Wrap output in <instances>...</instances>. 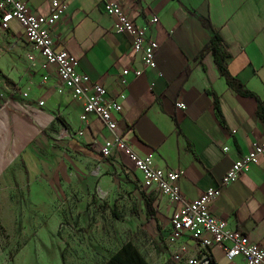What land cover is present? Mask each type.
Listing matches in <instances>:
<instances>
[{"label": "crops", "instance_id": "0c3cea01", "mask_svg": "<svg viewBox=\"0 0 264 264\" xmlns=\"http://www.w3.org/2000/svg\"><path fill=\"white\" fill-rule=\"evenodd\" d=\"M51 1L24 0L38 15L50 12ZM59 1L65 10L51 28L53 48L72 55L76 71L101 84L121 105L114 115L117 134L138 156H152L157 167L178 173L183 201L217 187L210 214L264 247V156L235 181L220 186L231 163L251 143L264 140V122L257 115L258 105L264 107V0H116L121 12L136 26L146 27L145 37L156 42L153 69L142 66L129 37L112 31L113 19L99 0ZM151 16L157 22L148 25ZM206 20L230 56L229 75L252 96L233 92L213 66L207 76L202 71L196 56L210 36ZM122 70L127 74L121 76ZM133 70L140 75L134 77ZM81 103L60 86L54 68L43 65L16 21L0 30V234L24 242L8 263L107 264L130 242L108 251L93 233L100 231V223L91 224L82 236L76 234L78 222L67 211L71 203L76 215L86 208L105 206L110 213L114 207L116 214L122 209L124 217L115 221L125 230H137L146 241L145 246L130 242L145 264H185L171 258L165 243L175 206L141 187L140 173L120 153L100 155L109 134L95 115L81 121ZM175 103H182L184 110ZM147 197L155 199L150 220L145 218ZM26 208L27 216L21 213ZM30 232L40 243L21 259ZM82 237L85 244L77 246ZM178 242L185 245L187 256L196 255L186 235ZM207 252L213 264H244L241 257L227 260L219 246ZM5 256L7 250H0V257ZM128 261L135 264L134 258Z\"/></svg>", "mask_w": 264, "mask_h": 264}, {"label": "built area", "instance_id": "2783aa9c", "mask_svg": "<svg viewBox=\"0 0 264 264\" xmlns=\"http://www.w3.org/2000/svg\"><path fill=\"white\" fill-rule=\"evenodd\" d=\"M99 2L104 13L113 19L112 31L129 37L131 49L139 54L142 66L153 69L154 53L158 46L155 41L145 37L146 27H138L128 19L116 0ZM64 10L65 4L59 0L50 2V12L47 15L31 12L24 0H0V30H7L9 22L13 20L19 24L24 39L37 51L43 65L52 66L60 86L73 99L82 102L81 121L85 122L89 114L95 115L107 130L109 138L103 141L100 155L108 158L115 151L120 153L140 173L141 187L152 189L175 206L169 218L170 229L165 239V243L171 248V258L185 264H210L207 250L211 246H219L227 260L241 257L244 264H264V247L251 242L239 230L229 229L225 221L210 214L208 207L218 195L217 187L203 191L195 200L183 201L177 185L178 173L157 167L152 156H138L117 134L114 115L121 111V105L115 98L107 96L101 84L90 81L86 75L76 71L77 61L72 55L53 48L51 28L63 16ZM156 22L157 19L153 16L148 19V25ZM29 60L32 61L33 58L29 57ZM140 73L139 70L132 71L134 77H138ZM120 74L126 75L127 70H122ZM120 79L122 83V78ZM118 97L120 100L124 99L123 94ZM174 106L179 110L185 108L182 103H175ZM261 156H264V140L251 143L249 151L231 163L221 178L220 186H227L240 174L248 172ZM185 235L196 246L195 256H187L185 245L178 242Z\"/></svg>", "mask_w": 264, "mask_h": 264}, {"label": "rangeland", "instance_id": "374dc122", "mask_svg": "<svg viewBox=\"0 0 264 264\" xmlns=\"http://www.w3.org/2000/svg\"><path fill=\"white\" fill-rule=\"evenodd\" d=\"M70 200H74V199L69 198V201ZM89 200H93V198H91ZM111 201H117V199L112 198ZM69 204H71V203L67 204L68 205L67 211L69 213L72 211L73 212L72 218L75 219L76 222H78V225H77L76 231H75L76 234L82 236L89 229L93 228V225H91V224L100 223L101 229H100L99 224L96 225V228L100 229V231L99 230H93V233L95 235H97L98 241L101 242L102 239L104 240L103 242L106 243V245H102V246L110 252L116 250L120 246V244H122L123 242H125L127 240L134 243L135 245L136 244L137 245L141 244L143 246L146 245L145 244L146 241L140 240L141 237L137 234V230L133 231V228L131 230H127V229L125 230L122 225H120L119 223H116V221L111 218V215L107 211L105 206L98 207V208H92V209L86 208V209H83L81 211H78V215H76L75 214V207L73 208L72 205H69ZM118 207L120 208V206H118ZM27 210H28V208H26L25 210L21 209V213L23 211V212H25V215L27 216V214H28ZM29 210H31V209H29ZM79 214H82V219H81ZM117 214L120 218H123L125 215V213L122 209L118 210ZM85 219H86V221H84ZM81 220L83 221V224L79 223V222H81ZM29 223H32V222L30 221ZM46 225H47L46 226L47 229L51 228V225L49 223ZM0 232H4L1 228V226H0ZM6 237H7V235L5 236V235L0 234V250H2V251L4 249L7 250V256L2 257V258L0 257V260H2V264H9V263L13 262L15 259V257L13 256V254L15 255L14 251L20 249L22 244H24L23 241H21L19 243L17 241L16 242L9 241L6 239ZM33 237L37 238V234L33 235L30 232L28 235H25V250L23 251L22 255L20 256V257H22L21 259L24 258L25 252L28 249H36L38 247V244L40 242L38 240H32ZM80 241L78 242L77 246L85 244L84 238H83V240H80ZM10 253H11V256H9Z\"/></svg>", "mask_w": 264, "mask_h": 264}, {"label": "trees", "instance_id": "16d2710c", "mask_svg": "<svg viewBox=\"0 0 264 264\" xmlns=\"http://www.w3.org/2000/svg\"><path fill=\"white\" fill-rule=\"evenodd\" d=\"M205 26L207 27L210 36L204 47L196 56V60L201 66L202 71L207 76L211 65L215 68L217 75L223 78L227 87H229L233 92L242 96H252V93L245 90L243 86L235 80V78L229 75L226 66L230 56L217 32L212 29L207 20ZM212 101L215 114L221 122L222 116L220 114L217 98L213 96ZM257 115L264 122V107L260 104L257 108ZM154 200L155 199L153 197H147L145 200L144 209L146 220L154 219L155 210L152 208ZM110 215L114 220L119 219L114 207L110 209ZM133 258L135 259V264H145L132 244L130 242H126L120 246L119 250L108 260L107 264H133V261H128V259L132 260ZM209 263L213 264L210 260Z\"/></svg>", "mask_w": 264, "mask_h": 264}]
</instances>
